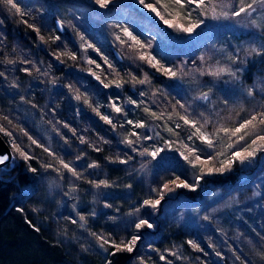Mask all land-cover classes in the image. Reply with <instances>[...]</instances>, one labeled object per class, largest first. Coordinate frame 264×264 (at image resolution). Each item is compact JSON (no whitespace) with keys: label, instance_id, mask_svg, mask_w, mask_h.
Instances as JSON below:
<instances>
[{"label":"trees","instance_id":"16d2710c","mask_svg":"<svg viewBox=\"0 0 264 264\" xmlns=\"http://www.w3.org/2000/svg\"><path fill=\"white\" fill-rule=\"evenodd\" d=\"M18 3L28 15L16 14L15 10H9L8 6L0 3V72L5 74L0 77V122L4 124L7 121L3 119L4 116L12 121L11 124L5 125L13 129L15 143L33 159L25 162L19 153L12 149V164L7 162L0 167V264H264V223L255 222L251 228L244 224L234 226L230 235L224 234L225 244H219L220 234L216 233L212 223L193 226L176 220L181 208L199 204L211 186L226 191L224 183L229 181L228 188L234 193L235 184L242 182H236L237 177L242 176L244 171L234 167L222 175H207L195 192L176 189L165 195L158 210L144 207L140 208L139 213L129 215L140 207L143 200L156 198L157 193L152 192L149 186L152 189L159 188L174 175L187 178L188 163L179 157L174 150L176 147L162 153L166 159L157 162L151 160V157H142L132 152L128 145L122 142L129 129L133 131V126L128 125L126 120H133L130 117L132 114L143 118L145 113L137 108V113L132 112V104L127 102L128 99H138V92L143 90L158 104L166 102L170 106L174 105L184 88L179 86L180 82L189 77V73H196L204 82L197 97L208 93V100L199 99L200 103L209 107L206 112L208 125L218 126L238 118L243 109L251 115L255 111H264V94L255 93L248 97L246 105L230 101L228 94L231 88L248 86L254 80L256 73L264 67V55L249 54L252 47L238 42L221 67H209L206 62L213 56L212 47L208 41H204V36L192 38L186 34L175 33L174 36L178 37L177 48L171 47V43L165 42V37L161 36V42L153 47H160L159 54L172 57L180 66L177 78L170 79L163 72H156L157 70L146 61L139 60L141 51L136 45L130 46L124 38H120L126 41L121 44L120 40L116 39L115 15H111L112 12L116 14L114 10L101 9L96 4L84 0H18ZM133 11L134 9L128 12L127 17L143 27L145 20L133 14ZM58 16L62 19L60 21L63 22V30L56 26L55 19L59 18ZM251 21L246 15L222 20L227 25L234 26L237 32L242 29L252 30L264 38V26L256 28ZM30 24L40 28L44 41L29 27ZM227 25L224 27L225 31ZM145 30L146 28L141 32L144 34ZM56 35L61 39L53 42L52 37ZM78 35L85 36L86 41L75 44ZM81 44H92L93 48H80ZM94 49H99V52ZM114 49L119 51L120 59L114 56ZM62 52L75 53L77 59L74 61L61 55L60 60H57L56 55ZM109 56L115 58V63L123 73L125 83L121 89H104L99 81L87 72L85 58L104 61V58ZM200 57H203V60ZM230 57L238 59L233 63ZM8 60L15 63L9 64ZM24 60L31 63L25 64ZM61 60L64 62L61 63ZM222 67L241 71H237L236 79L226 72L220 76L209 74ZM24 68L30 69L31 74L22 71ZM36 68L40 71L37 72ZM44 72L48 75H43ZM145 73L149 83L132 82V76L143 79ZM53 79L55 84L52 83ZM13 82L18 87H13ZM68 84L73 85V91L70 92L66 87ZM77 89L82 96L87 95L93 106L99 101L109 105L110 98L114 100V97L119 95L118 103L123 106L127 115L116 114L106 106L113 122L117 124L113 130L92 111V108L72 98ZM21 96L24 100H21ZM145 118L147 127L139 128L137 132L141 136H152L153 139L142 140L136 147L141 149L143 146H150L152 142L156 146H163L164 135L159 129L157 119L150 116ZM38 120L48 127L50 125L54 135L59 138V146L52 144L49 147L34 134V126ZM65 124L68 127H65ZM121 124L123 127H120ZM24 132L43 147L32 144ZM156 133H159V136ZM3 136L10 139L4 134ZM80 137H83L86 143L82 144ZM175 137L183 139L191 147V141L185 133H175ZM101 138L109 142L104 143ZM90 145H96L101 151H95ZM44 148H48L52 155L44 151ZM77 156L81 159L78 160ZM128 156L132 159L126 164L116 160V157L127 159ZM60 160L70 163L81 174L80 178L77 179L64 169ZM113 160L115 162H112ZM141 161H145L150 168L146 185L137 179L133 171L135 164H140ZM93 162L99 167L88 168L87 165ZM29 165L37 171H29ZM48 175L58 178L63 191H67L68 186H73L86 202L94 200L93 208L89 207V212L84 204L85 209L78 212L85 216L84 226L73 224L71 220L74 218L71 215L56 213L54 204L45 193ZM100 180H108L112 186L97 188L90 183ZM188 180L192 182L194 179ZM129 184L131 188L127 187ZM202 186L205 188L202 189ZM93 192L98 193L95 199L91 195ZM262 198L264 199V193L260 196L261 200ZM106 204L111 207H105ZM121 214L124 216L121 217ZM139 218L148 219L154 224V228H144L140 233H136L130 222ZM78 227H82L86 233L91 232L92 235L95 233L110 236L117 242L130 239L133 234H139L142 238L133 252L122 251L111 255L114 249L108 245L102 248L91 241L83 245L78 240L74 243L68 241L66 237L75 235ZM189 240L197 243L202 251L193 249L188 243Z\"/></svg>","mask_w":264,"mask_h":264},{"label":"rangeland","instance_id":"374dc122","mask_svg":"<svg viewBox=\"0 0 264 264\" xmlns=\"http://www.w3.org/2000/svg\"><path fill=\"white\" fill-rule=\"evenodd\" d=\"M84 1L90 4H95L94 0ZM146 2L155 3V0H146ZM215 2L218 3L219 0H215ZM225 2H230L233 5V8H235L238 4V0H225ZM248 2H251V0H248ZM163 3L169 10H171V15H167L164 13V10L162 8H158V10L162 12V14H165L166 19L172 20L173 23L184 24L185 26H188V18H177L175 9H177L179 6L173 5L171 3V0H163ZM194 7V5L186 4L183 12L187 13V11L194 9ZM255 8L256 11L251 16H246L250 18V20L254 19L258 24L264 26V4L257 3L255 5ZM107 9L110 11L114 10L116 12V14L112 12L111 15H115L116 19L114 18V20L117 26L116 32L117 35L120 36V38L126 39L127 42L131 44V41H129L127 37H125L121 32V28L127 26L133 32V34L136 35L138 39H140L143 43L147 44L152 41L151 48L155 49V51H152L150 48L140 49L139 45H136L141 52L147 51L148 53L155 55L156 58L160 60L162 65H164L165 67H171L176 72H180V66L178 62L174 61L172 57H165L163 53L159 54L158 52L160 51V47L153 46L154 44L160 43L162 40L161 38L165 37V42L171 43V47L174 46L173 48H177L178 37L174 36L175 33H185L178 32L172 28H169L153 13L149 12L147 9H144L143 6L139 5L138 0H112V3L108 6ZM133 9V14L139 15L142 19L145 20V25L143 27H140L138 23H135V21L127 17L128 12H132ZM206 10L209 12V14H211V4H208ZM217 11H219V8L217 9ZM59 19L61 18L59 17ZM190 19L192 22H195L197 19H204V17L199 16V10L197 9L192 11V16ZM222 20L223 19H205L204 25L196 29L194 34L191 36L192 38L196 36H204V41H208L210 46L212 47L213 56L211 59L209 57L208 61L206 62L209 67H217L219 65L221 67L223 61H225L231 55V50L235 47L236 44L242 43L246 44V46L256 48H261L262 46H264V38L258 32L252 30L246 31L243 29L242 31L237 32L236 29H234V26L227 25V23L222 22ZM226 25L227 30L225 31L224 27H226ZM145 28L146 30L143 34V32L141 31H143ZM155 29L159 31H156ZM80 36L81 35H78L76 37L77 40L75 39V44H80L86 41L87 38L85 36L83 41L80 40ZM234 37L238 40L234 39ZM115 50L116 49H114L113 53L114 56L117 57ZM117 52L119 51L117 50ZM109 57L106 58L110 63L113 64L114 68L119 73V77L123 80V73L120 72L119 65L115 63V58L112 59V57ZM118 59L120 58L118 57ZM93 60H95L96 63L100 64L101 68H97L95 64H87V72L88 69L91 68L92 71L96 72L97 75H100L101 78L104 79L105 75L110 70L108 69L107 65L104 64V61L96 59ZM214 61L215 63H213ZM101 69H103L104 71L102 72ZM260 70L261 71L258 74L256 73L254 80H252L248 86L241 85L230 89L228 93L230 101H234L235 103L239 104L243 103V105H246L245 102L247 101V98L251 97L247 95V90L250 88L253 90V95L255 93L264 94V67H262ZM156 72L161 73L163 71L157 70ZM188 76V79L186 78L182 81V83L180 82L179 86H184V88L183 91L177 96V100L174 105L170 106L166 102L158 104L154 101L153 97L149 93L140 90L138 92V99H136L139 106L137 107L136 105H132L131 111L137 113L138 110L143 111L145 107H148L150 111L156 112L157 115L161 116V118L157 119V121L159 124V129L164 135V140L172 141H175L176 137L174 134L169 133L166 128H172L175 133H185L187 135V138L189 136H192V134L195 132V129L192 128L191 125H185L184 121L180 119L181 116H186L189 120L197 121V127L203 126L201 128L202 131L210 134L216 133V135L213 136L215 144L214 148L212 149L207 148V145L202 143L197 136H192V139L190 140V146L198 149L199 155H206L205 157H207L210 153L215 154L222 151L229 152L230 150L227 149V144L234 142L236 138L234 137L232 138V140H229L223 132H218V129H220L221 127H227L230 129L234 128L235 126H238L239 123L243 122V120L249 118L251 114L243 109V112L239 114L240 116L238 118L235 117L234 119L228 120L224 124L218 126L208 125L207 123H205V121L209 122L207 118L208 114H206V112L209 110V107L200 103L199 97H197V94L199 95V89L201 85L204 84V82L201 81V78L196 73H189ZM113 78H115L114 75L108 76V79L105 80V83ZM158 80L160 81V79ZM141 92L145 93V95L141 96ZM116 97H114V100L116 99ZM103 102L104 101L98 102V104L102 106L100 108V112L102 115L109 114L107 112L108 108L106 107L108 106V104L105 105V103ZM118 102H120V97L117 103ZM180 104H183L185 107L181 108ZM136 108L138 110H136ZM143 115V118H140V115L138 116L137 114H132V116L130 117H132L134 122L144 121L146 119L145 117H151V115L148 113H144ZM169 117H171V119H169ZM5 124H8V122L6 121L4 125ZM176 124H179L180 127L176 128ZM5 126L8 130L13 132L12 128L10 129L9 127H7V125ZM34 131V134H36V136H39V138H41L47 146L50 147L52 144H54V146H59V138L54 135V131L50 128V125L48 127L43 122L38 120L35 123ZM131 131L132 130L129 129L127 133ZM133 131H137V128L133 127ZM9 141L11 144L13 143L12 138H10ZM175 142L176 143L173 145V147L179 148L180 151L185 152V154L187 155L188 151L183 147V145L187 144V142L181 138H176ZM247 142H250V139H247ZM152 145H155L154 142L150 144V146ZM244 145L245 142H241V144L236 145V148L232 150H237ZM157 146L161 145L158 144ZM203 156L202 158H205ZM224 158L225 157L223 156L219 157V159L221 160ZM214 163L218 164V161ZM234 167L240 168V170L244 171L242 176L237 177L236 182H242H240L239 184H235L236 190L234 193H231L230 188H228L229 181H225L224 183V189H226V191L211 186L208 191L204 193V197L199 204L181 208L176 215V220L180 223H190L193 226L201 224L207 225V223H212V225L215 227L214 230L216 231V233L220 234L218 235V238H220V242H218L219 244H225L223 243L225 240L224 234L230 235V230L234 226L244 224V226H249L251 228L255 222L264 223V199H260L261 194L263 195L264 193V153H258L257 157L250 165L242 166L237 163L233 166V168ZM187 168V178L193 180L194 176L198 174V169L192 168L189 164ZM133 171L136 174L137 179H139L146 185L147 175L150 171L149 165H146L145 161H141L140 164H135V166L133 167ZM46 179L48 181V184L46 186L45 193H47L48 199H50L54 204L56 213L58 215H60V212L65 213L64 215H71L77 221L76 224L78 226H84L85 222L79 220V215L82 214H79L78 212L85 209L84 205H87V210L89 212V207L93 208L94 200L91 199L90 201L86 202L84 197L79 192L77 193L73 186H68L67 191H63L58 178H56V176L54 175H48L46 176ZM203 188L205 187L202 186V189ZM149 189L151 190L152 187L149 186ZM99 193L101 194V192ZM91 195L93 196L92 198L95 199L98 196V193L93 192ZM205 215L209 216L208 220L203 219ZM120 216L123 217L124 214H121ZM78 228V232H76L75 235L66 237L68 241L70 240L71 243H74L76 240H78L80 241V243H82V245L85 242L91 241V243H94L97 247H101V242L97 241L91 232L86 233L82 227ZM87 239L88 241H86Z\"/></svg>","mask_w":264,"mask_h":264},{"label":"snow or ice","instance_id":"6c2138e0","mask_svg":"<svg viewBox=\"0 0 264 264\" xmlns=\"http://www.w3.org/2000/svg\"><path fill=\"white\" fill-rule=\"evenodd\" d=\"M95 4L99 5L101 9L108 8V6L112 3V0H94ZM0 3H3L4 5L8 6L9 10H15L16 14H19L21 16L28 15V13L22 11L20 4L18 3V0H0ZM171 3L173 5L179 6L177 9H175L177 13V18H188L189 23L188 26H185L184 24H177L173 23L172 20L166 19L165 14L171 15V10L167 8V6L163 3V0H155V3L146 2V0H138V4L143 6L144 9H147L149 12L153 13L156 17H158L165 25H167L169 28H172L178 32H183L185 34L191 35L193 34L196 29L200 28L205 23V19H212V20H229L235 17H240L242 15L251 16L255 11V5L257 3L264 4V0H251V2H248V0H238V4L235 8H233V5L230 2H225V0H219V2H215V0H171ZM186 4L194 5V9L187 11V13L183 12V9L185 8ZM208 4H211V14L206 10ZM158 8H162L164 10L165 14H162ZM219 8V11L217 9ZM199 10V16L204 17V19H197L195 22L191 21L192 11ZM27 23V21H24ZM2 23V21H0ZM251 24L256 27L260 28L262 27L261 24H258L256 20H252ZM58 28L60 30H63V22L59 21L57 24ZM29 27H31L38 35L39 39L41 41H44V36L40 35V28L36 27L35 24H30ZM121 32L124 34L125 37L129 41H131L130 46L139 45L140 49H147L151 48L152 44L151 42L145 44L143 43L136 35L133 34V32L127 27L121 28ZM61 37L59 35H56L52 37L53 42L60 40ZM117 40H120V36H116ZM80 40H84V36H80ZM121 44L125 43L126 41L120 40ZM2 43V41H0ZM81 48H93L92 44H81ZM95 51L99 52V49H94ZM255 53L257 55H264V46L261 48L252 47L250 50V53ZM67 56L71 60H76L77 56L75 53L72 52H62L56 55V59L60 60V56ZM138 59L141 61H146L152 68H156L158 71L162 70L164 75L169 77L170 79L177 78V72L174 71L171 67H165L161 64L160 60L156 58L155 55H152L151 53H148L147 51L140 52ZM201 60H203V57H200ZM232 59L233 63L236 62V59L238 57ZM9 64L15 63L13 60L7 61ZM61 63L64 61L61 60ZM23 63L29 64L31 61L24 60ZM85 63L89 65L95 64L97 68H101V65L96 63L95 60L90 58H85ZM104 64L107 65L108 69L110 70L104 77V79L101 78L100 75H97L96 72L92 71L91 68L88 69L89 75H91L96 81H99V83L103 86L104 89H108L110 87H115L117 89L123 88V85L125 83L124 80H122L119 77V73L114 68L113 64L108 61V59L104 58ZM37 72L40 71L39 68L35 69ZM22 71L31 74L30 69L24 68ZM103 72L104 70L101 69ZM237 71H241V69H237ZM237 71H233L231 68H220L218 71L210 72V75L214 76H220L222 73H227L229 76L233 77L234 79L237 77ZM203 75V73H201ZM5 74L3 72H0V77H3ZM43 75H48L47 72H44ZM114 75L115 78L109 80L107 83H105V80L108 79V76ZM132 82L139 83V84H145L149 83L148 75L145 73L143 79H137L135 76L131 77ZM53 84L56 83L55 79L52 81ZM13 87H18V85L13 82ZM66 87L69 89V91H73V85L68 84ZM141 96L145 95V93L141 92ZM247 95L252 96L253 90L250 88L247 90ZM75 101L78 103L82 102L83 104L87 105L88 107L92 108V111L96 113L97 116L100 117L101 120H103L105 123L111 126L113 130L116 129L117 124L113 122V117H111L110 114H104L102 115L100 112L101 105L97 104L96 106H93L90 99L87 97V95L82 96L79 93V90L77 89L75 91V94L72 97ZM199 99L201 100H208V93H203ZM21 100H24V97L21 96ZM119 100V95H117L115 100H111L110 98V104L108 107L111 108L112 112L116 114H123L127 115V113L124 111V108L122 105L118 104L117 101ZM128 103L132 105L139 106L136 100H133L131 98L128 99ZM179 103V102H178ZM35 107V105H33ZM181 108H184L185 106L183 104H180ZM145 113H148L153 117L154 119H160L161 116L157 115L156 112L150 111L148 107H145L143 109ZM4 120H7L9 124L12 123V121L7 117H3ZM171 119V117H169ZM180 119L184 121L185 125H191L192 128L195 129V132L192 134V136H197L198 139L207 145V148L212 149L214 148L215 141L213 139V136L216 135V133H207L201 130L203 126L197 127V121L189 120L186 116H181ZM126 123L128 125L133 126L134 128H146L147 124L144 121H133L131 119L126 120ZM207 123V121H205ZM65 127H68V125L65 124ZM120 127H123V124L120 125ZM180 125L176 124V128H179ZM166 130L175 135V132L172 128H166ZM23 132V129H21ZM218 132H223L226 137H228L229 140H232V138H236L234 142L227 144V149L230 150L229 152H217L215 154H209L206 158H202L201 155L197 154L198 149L195 147H189L187 144H184L183 147L187 149L188 154L186 155L185 152L180 151L179 148L174 149L178 154L179 157L182 158L186 163L191 165L192 168L198 169V174L194 176V180L190 182L187 178H182L181 175H174L172 179H170L167 182H164L159 188H153L151 189L152 192L157 193L156 198H149L143 200L139 208H136L133 213H129V215H135V213L140 212V208H151L152 210H158L159 206L161 205V202L164 200V197L167 193L174 192L176 189H188L190 191L195 192L201 181L204 179L207 175H213V174H223L226 171H231L233 166L235 164L240 165H250L255 158L257 157L258 153H264V111H255L252 115H250L249 118L243 120V122L239 123L238 126H235L234 128H227V127H221L218 129ZM0 133H3L4 135L12 138L13 143L11 144L12 149L14 152L19 153L20 157L23 158L25 162L33 159V157L25 151L19 144L15 143V137L13 135V132L8 130L4 124L0 123ZM73 134L75 135V131L73 130ZM25 136H28L27 132H24ZM157 136H159V133H156ZM192 136H189L188 139L191 140ZM131 137H135V139H132ZM250 139V142H247V139ZM28 139L31 140L32 144H36L38 147H43V145L38 144V142L33 139L31 136H28ZM153 137L149 135H143L137 131H131L126 135L123 139V143L128 145L130 150L132 152L138 153V155L142 157H151V160L153 161H164L166 159L165 156L162 155V153L173 150V145L176 143L172 140H164L163 146H143L141 149H138L136 147L137 144L140 143V141H150ZM101 140L104 143H108L109 141ZM80 142L86 143L85 139L83 137H80ZM241 142H245L244 146H241L237 150H232L236 148V145L241 144ZM93 147L95 151H101L99 147L96 145H90ZM44 151L49 152L48 148H44ZM50 155H52L51 152H49ZM225 157L224 159H219V157ZM10 159H14L9 153H4L3 155H0V165L5 164ZM77 159H81L80 156H77ZM110 160L112 158H109ZM132 157L128 156L127 159H120L119 157H116V160L119 161V163L126 164L129 160H131ZM214 163V162H217ZM112 162H115L113 160ZM60 164L63 166L64 169H67L68 172L72 173L73 176H75L77 179L80 178V173L76 171L74 167L71 166L70 163H66L63 160H60ZM211 165V166H209ZM47 167H51V165H47ZM88 168H96L99 167V165L96 162H93L91 164L87 165ZM143 167V165H142ZM29 171L35 173L37 169L32 168L29 165ZM95 187L99 188L101 186L103 187H111L112 184L108 180H100L99 182L96 181H90ZM170 184L172 187H170ZM127 187L131 188V185H127ZM105 207H111L110 204H106ZM95 215V213H92ZM203 219L208 220L209 216L205 215ZM80 221H85L84 215H79ZM73 224L77 223L75 219L71 220ZM132 226L136 229V233H140V231L144 228L147 229H153L154 224L149 222L148 219L139 218L137 220L130 222ZM38 231V229H36ZM93 235H96L93 233ZM97 240L101 242V247L103 248L104 245H108L109 248L114 249L113 252H111V255H115L117 252L126 251L128 253H131L134 251V249L137 246L138 241L142 238L139 234H133L131 235L130 239H121L119 242H117L115 239H112L109 237H105L103 235H96ZM188 243L192 246L193 249H197L202 251L200 249L199 245L195 243L192 240H189ZM107 251V249H105ZM217 255H220V253H216ZM175 255V253H173ZM164 257L162 256L161 259ZM143 264V262H142Z\"/></svg>","mask_w":264,"mask_h":264},{"label":"water","instance_id":"95a60500","mask_svg":"<svg viewBox=\"0 0 264 264\" xmlns=\"http://www.w3.org/2000/svg\"><path fill=\"white\" fill-rule=\"evenodd\" d=\"M59 21H60L59 18H56L55 19L56 26H57V24H58ZM57 28H58V26H57ZM193 34H191L190 36H192ZM115 52H116V54H117L118 57L121 56L120 53L117 52V50H115ZM4 153H9L11 156L13 155V151H12V147H11L10 141L7 138H5L2 133H0V155H3ZM7 162H11V159L9 161H7ZM11 164H12V162H11ZM1 166L2 165H0V167Z\"/></svg>","mask_w":264,"mask_h":264}]
</instances>
